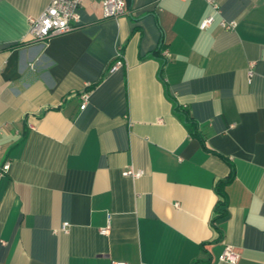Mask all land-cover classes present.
<instances>
[{
	"label": "crops",
	"instance_id": "0c3cea01",
	"mask_svg": "<svg viewBox=\"0 0 264 264\" xmlns=\"http://www.w3.org/2000/svg\"><path fill=\"white\" fill-rule=\"evenodd\" d=\"M125 1L41 44L51 0H0V264H264V0Z\"/></svg>",
	"mask_w": 264,
	"mask_h": 264
},
{
	"label": "built area",
	"instance_id": "2783aa9c",
	"mask_svg": "<svg viewBox=\"0 0 264 264\" xmlns=\"http://www.w3.org/2000/svg\"><path fill=\"white\" fill-rule=\"evenodd\" d=\"M85 1H97V0H51L49 5L43 10L38 17H29L28 24V36L34 43H46L48 40L55 36L69 33L77 28L80 20V9ZM102 3L103 18H117L125 13V1L124 0H98ZM206 2L212 7L214 13L217 12V6L214 0H206ZM215 22L214 16H208L203 19L199 25L200 30H204L210 27ZM218 25L227 31L234 30L236 22L224 21L218 22ZM164 58L168 57L167 52L163 54ZM122 66V54L120 50L114 58L111 70H116ZM32 67V65H31ZM81 106L83 110L88 102V95L84 93L80 97ZM9 169V163L5 162L1 168L0 173H5ZM122 175L131 179H139L143 176L142 171H136L133 168H127L123 171ZM110 223L107 222V227L100 230L101 235H106L109 230ZM67 224H63L61 231H67ZM239 260V255L233 251L231 246H225L220 261L227 262L229 264H236ZM110 264H127L125 262L112 261Z\"/></svg>",
	"mask_w": 264,
	"mask_h": 264
},
{
	"label": "trees",
	"instance_id": "16d2710c",
	"mask_svg": "<svg viewBox=\"0 0 264 264\" xmlns=\"http://www.w3.org/2000/svg\"><path fill=\"white\" fill-rule=\"evenodd\" d=\"M125 1V0H124ZM126 1H125V8H126ZM153 56L157 57V53L153 54ZM93 86L89 87V89H92ZM172 103L173 112L184 124L185 128L187 129L188 133L192 137L199 138L197 126L193 122V120L189 117L188 112L186 110H183L178 103L169 97ZM232 179V176L226 180H221L217 182L215 191L218 197L217 203L214 208V216H213V222H216L220 219H223L226 216V207H227V199L226 194L224 192V187L227 185L228 182Z\"/></svg>",
	"mask_w": 264,
	"mask_h": 264
}]
</instances>
